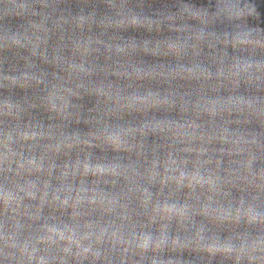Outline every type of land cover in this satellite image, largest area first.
Returning a JSON list of instances; mask_svg holds the SVG:
<instances>
[{"label": "clouds", "instance_id": "9594fccd", "mask_svg": "<svg viewBox=\"0 0 264 264\" xmlns=\"http://www.w3.org/2000/svg\"><path fill=\"white\" fill-rule=\"evenodd\" d=\"M0 264H264V0H0Z\"/></svg>", "mask_w": 264, "mask_h": 264}]
</instances>
